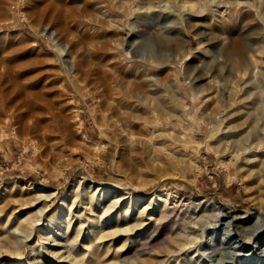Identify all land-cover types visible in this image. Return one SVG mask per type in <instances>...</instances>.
I'll use <instances>...</instances> for the list:
<instances>
[{"label": "rangeland", "instance_id": "1", "mask_svg": "<svg viewBox=\"0 0 264 264\" xmlns=\"http://www.w3.org/2000/svg\"><path fill=\"white\" fill-rule=\"evenodd\" d=\"M85 1L88 14L71 24L79 32L83 30L86 38L91 37L81 51L92 66L98 65L100 53L95 51L105 36L123 42L130 30L140 70L152 78L162 77L151 92L175 113L167 120L157 112L148 115L156 120L153 124L142 120L147 127L139 131L145 135L142 141L133 144L136 140L131 139L125 144L121 127L109 114L103 127L97 126L102 118L96 91L103 85L96 75L81 78L68 55L73 41L27 18L23 4L12 13L0 10V111L8 103L10 112L26 116L28 122L43 113L46 125L57 132L54 115L68 102L77 113L76 120H71L89 139L91 148L102 147L94 157L91 149L79 151L78 145L55 132L51 153L42 157L14 137L12 122H1L0 245L7 244L16 228L29 234L26 219L43 209L39 233L50 226L59 235L58 226L71 223L68 240L60 243L61 254L70 264L77 258L83 264H216L219 243L225 237L223 229H210L220 214L217 206H224L230 215L264 214L255 204L256 184L244 178L248 169L264 161V0H216L213 5L197 0H152L145 7L144 0ZM82 4L77 0L75 6ZM126 5L131 13L125 15ZM248 40H255L253 47L260 46L262 51L254 52V48L243 55L240 48ZM128 45L129 41L123 52L131 57ZM117 60L118 65L113 64L116 72L123 71L126 62L123 57ZM25 85L34 86L30 93L45 96L55 107L38 105L31 118L26 104L31 96L17 93ZM69 108L66 115L70 116ZM184 111L191 113L189 121L184 120ZM245 115L249 118L238 121L242 124L239 129L234 122ZM227 128L242 131L238 137L242 140L235 149L234 138L226 140L227 153L223 154L212 146ZM175 133H183L189 144L174 140ZM146 139L158 149L150 147ZM121 145H130L133 156L119 159ZM261 186L264 190V182ZM166 191L169 197L155 199L152 207L159 208L155 215L150 213L152 207L142 212L145 201ZM80 224L85 233L94 225L101 231L98 240L86 234L81 241L82 257L75 256L72 245L73 230ZM243 226L252 227L253 221ZM38 237L22 248L0 249V264H31V250L39 253L41 246L49 245L44 235ZM182 244L188 246L179 251ZM262 248L264 237L254 257ZM211 255L215 256L210 261Z\"/></svg>", "mask_w": 264, "mask_h": 264}, {"label": "bare ground", "instance_id": "2", "mask_svg": "<svg viewBox=\"0 0 264 264\" xmlns=\"http://www.w3.org/2000/svg\"><path fill=\"white\" fill-rule=\"evenodd\" d=\"M150 1L152 0H144V3L142 4L144 5V7L146 5L149 6L148 4L150 3ZM200 1L202 3L204 2L209 3L210 5H213L216 2V0H197V2H200ZM81 2H83L81 6L79 5L75 6L77 5V0H0V10L11 12L13 11L14 8L18 7L20 4H23V6L27 10L26 11L27 13L25 12L26 15L28 16L27 18H30V20L33 18L38 24H45L49 27H52L60 35V37H62L63 39L69 40V41H73L71 43V49L68 52V55L70 57L69 59L72 60L73 63L75 64V67L78 70L77 72L80 73L81 78L89 80V78L96 75L98 78V81L101 83L100 85H103L102 86L103 89L101 88L102 89L101 91L100 90L96 91V94L98 95V99L100 101V112H101L100 117L102 118L101 122H99V125L97 124V126L100 129L103 127L104 125L103 121L104 119H106V113H107V115L108 114L110 115V118L115 119V121L117 122V126L121 127V130L119 132L122 137V142H124L125 144L126 143L129 144V141L131 139L133 140L135 139L136 143H134V141H132V143L138 144L140 140L142 141V136H145L143 134L142 136L139 134V131H141L140 129L147 128L145 127L144 123H141L142 120H145L149 124L155 123L156 117L154 115H153V119L151 118L148 119L147 117L148 115H152V113H155V112H157L161 117L167 120L168 118L173 117L175 113V109H170L164 106V104H162V102L157 97H155L157 96V94L155 95L154 93L151 92L152 91L151 89L153 87L156 88L158 83H161L162 77L160 76L161 79L152 78V77H149L148 73H145L144 71H142V69L140 70V67L137 64V61L134 59L136 57V49L138 48H136L135 43H132V41L130 40L131 37L133 36V32H131L130 30L127 31L126 38L123 42L119 41L118 38L115 39L114 36L113 37L110 36L111 38H107V36L104 35L105 38L103 39L105 40H102V43L97 48V51H95L96 54L97 52L100 53V57L97 58L98 65L97 67L92 66L91 59L87 58V56H85V54L81 51L83 44H86V43L90 44L91 37L86 38L84 34L85 32L82 29H81L82 32L81 31L79 32L77 28L75 29L74 25L71 24L72 21H77L78 18L81 17V15L83 14L86 15V13L88 14L89 8H88V5L86 4V1L81 0ZM196 4L197 3H194L192 5H196ZM121 6H123V4ZM125 7L126 8L124 9L123 14L126 15V14L131 13V8L128 5H126ZM138 7H140V5ZM9 16L10 15H8V17ZM8 17L7 19H10ZM82 18L84 17H81V19ZM253 35H252V39H253ZM128 41H129L128 46L130 48L131 57H128L129 55L128 54L126 55L124 54L125 52H123V49L128 44ZM262 43H264V40ZM255 44H257L255 40H248V42L243 44V46L240 48V51L242 52L243 55H246L249 52H250L249 54H251V51L255 48L253 47V45ZM259 48L260 46L256 47L254 52H256ZM262 48L264 50V47ZM262 48H260L259 49L260 51L259 50L258 51L261 52ZM107 53L112 54V55H108ZM241 55H239V57ZM120 57H123V60L124 62H126L127 67L125 68L126 70L124 69L123 71L120 70L116 72L117 66H114V65L117 64L116 60L117 58H120ZM109 64H112V65L114 64V65L109 66ZM105 68H107V70ZM111 84L115 87V92H113L114 87L111 86ZM33 88L34 86L25 85V86L19 87L18 92H17L19 96H23V95L31 96L30 101L28 98V101L26 103L28 106L27 109H29V115L30 116L32 115L31 118L35 117V114L38 112L37 110L39 106H41L42 104H43L42 106H44V104L48 106V104H50L48 103L49 101L47 100L45 96H41L35 93L34 94L30 93V91H32ZM0 94H2L1 91H0ZM6 94L7 92L5 93V95ZM18 101L20 102V100ZM22 101L23 100H21V102ZM69 105L70 103L68 102L63 103L62 109L60 108L61 110H59V112L57 114L55 113L54 115V119H55V123L57 127L56 130L58 134L60 136H64V138L70 144L78 145L77 147L79 151H81V149L90 151L91 149V154H93L94 157H98V153L102 147L99 146V147L91 148V146L93 145H91V143L88 142L89 139L81 132L78 125L76 123H73L74 120H76L77 113L75 111L72 112L70 110L72 109V107L69 108L70 107ZM50 106L55 107L54 103L50 104ZM15 107L16 106H13V108ZM9 108L10 106L8 105V103H5V105L2 107L0 111V123L7 122V121L12 122L14 124L13 135L24 147H32L34 151L39 153L42 157L43 156L48 157V155L52 151L51 146L53 145V144L52 145L50 144V142H52L51 136L56 131L54 132L51 128H49L46 125L47 120H46V117L42 115L43 113L38 114L37 117H35V119H33L31 122H28L26 120L27 119L26 116L22 117L14 112H10ZM20 108H23V107H20ZM68 108L72 112L71 113L73 115L72 117H71V114L70 116L69 114L66 115V113H69V112H66ZM190 114H191L190 112L184 111L182 113L183 118H185L184 120L189 121L188 116ZM246 116L247 115L239 117L237 120L234 118V121L236 120V122L234 121L233 122L236 123V126H238V128H239V125L242 126V124H239L238 121L244 118L248 119L249 117L247 116L248 117L247 118ZM71 119L73 120V122ZM227 130L228 131H223V132L221 131L222 134L220 137L216 136L218 139L212 146L214 150H216L217 152L223 153V154L227 153V150L224 149V142L226 140L234 138L235 141L233 143L234 144L232 147L233 149L239 147V144H241L239 143V141L242 140V139L241 140L238 139L242 131L241 132L229 131L230 128H227ZM210 133L212 134L211 137H215L214 130H211ZM174 136H176V138L173 137L174 140L178 139L179 141L184 142V144L185 143L187 145L189 144V140L186 139L183 133H175ZM137 140H138V143H137ZM146 140H147L146 142L148 143L150 147H152L153 149H158L156 147L157 144L152 142L151 139L149 140L146 139ZM121 146L122 147L120 148L118 152L119 159L123 160L127 155L133 156L134 151L132 150L133 148L130 147V145L126 147L123 145ZM247 152L248 151H246L245 154H247ZM134 156H136L135 153H134ZM259 164L260 165L258 166L256 165L252 169H248V171H246L247 173L245 174L244 178H247L251 184H256L257 187L255 186V188H257V197L255 198H257V201L255 204L257 206V209L259 210V213L260 212L264 213V190L261 186L262 183L264 182V161ZM255 188L253 187L252 189H255ZM248 189H251V188L248 187ZM110 193L116 194V191L115 192L113 191ZM169 195H170V192H167V191L157 193L155 198L152 197L148 199L147 201H145V208L142 209L143 210L142 212L146 213L147 208L149 207L151 208L154 205V202H156L155 199L158 198V199L163 200L164 197L166 196L169 197ZM76 196H78V194H76ZM74 202L73 204H75ZM164 202L165 201H163V203ZM158 209L159 208H153L152 212L150 213L152 215H155ZM216 210H218L220 214L216 217V219L214 218L215 222L212 225V227L210 226L211 228L210 227L208 228L214 231H217L218 229H223L225 231V237H223V239H221V242L219 243L220 249L217 255L216 256L211 255L209 256L208 259H210L211 261L214 258V256L217 257V259L215 258L216 264H233L238 261L239 262L246 261L247 264H253L255 260H257L258 264H264V248L260 249L259 254L254 257V254H255L254 251L257 248L259 241L264 237V214L254 215L252 212H250L244 215L243 214L230 215V213H227L224 206H220V205L217 206ZM43 214H44L43 209L35 211L33 214H31V216L29 214V218L26 219V221L28 222L27 226H29V228L31 229L30 233L27 234L26 232H24V230L22 231L19 228L18 229L16 228L15 230H13V233H12L13 235L11 236L7 244L0 245V249L11 248V247L22 248L24 246H28V242L32 240L34 236L39 234V237H38L39 239L40 235L41 236L44 235L46 237L45 240L48 242L49 245L48 247L41 246V250L39 253H35L33 250H31L30 256H29L31 264H70V262H67L68 258L61 254L60 250L62 249V247L60 243L61 241H63V239H66V241L68 240V233L70 231L71 223L69 221L62 222L58 226V229H57V232L59 233V235H56L52 231L53 227L50 228V226H47V231L45 233H39L40 228L38 227V222L41 221ZM69 216H71V214H69ZM144 216L145 214L143 215V217ZM30 220H32V222H30ZM250 220L253 221V226L248 227V228L244 227L243 224L250 222ZM84 228H83V225L80 224L77 228H75V230H73V235H72L73 244L72 245L75 248V256L82 255L84 248L82 247L81 241L85 239L86 234L91 237L93 234L94 239L96 240H98L100 237L101 231L98 225L92 226V231L90 230L87 233H85ZM246 236L247 237L251 236V237L249 240H247ZM91 240L92 239H89V242H91ZM178 246H182V248L180 247L179 251H183V250H186V247L188 245L185 248H184L185 245L183 244L178 245ZM177 248L179 249V247ZM179 251H177V253ZM173 255L175 256V254ZM81 259L82 258L74 259L73 262L75 264H78V263L83 264L81 262Z\"/></svg>", "mask_w": 264, "mask_h": 264}]
</instances>
